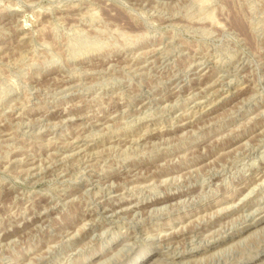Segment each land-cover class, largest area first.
Returning a JSON list of instances; mask_svg holds the SVG:
<instances>
[{
    "label": "rangeland",
    "instance_id": "rangeland-1",
    "mask_svg": "<svg viewBox=\"0 0 264 264\" xmlns=\"http://www.w3.org/2000/svg\"><path fill=\"white\" fill-rule=\"evenodd\" d=\"M262 216L264 0H0V264H264Z\"/></svg>",
    "mask_w": 264,
    "mask_h": 264
},
{
    "label": "bare ground",
    "instance_id": "bare-ground-1",
    "mask_svg": "<svg viewBox=\"0 0 264 264\" xmlns=\"http://www.w3.org/2000/svg\"><path fill=\"white\" fill-rule=\"evenodd\" d=\"M38 19V18H37ZM227 83V82H226ZM195 95V94H194ZM189 98H190V95H189ZM76 104V103H75ZM162 106V105H161ZM174 107V106H173ZM136 118V117H135ZM187 120V119H186ZM139 137V136H138ZM244 147V146H243ZM133 148V147H132ZM95 151V150H94ZM129 151V150H128ZM21 169V168H20ZM261 182V181H260ZM81 194V193H80ZM179 195V194H178ZM176 197H178V196H175V198ZM179 198V197H178ZM170 200V199H169ZM189 200V199H188ZM164 201V199L163 200H159V201H153V202H151L150 203V206L151 205H156L157 203H161L162 204V202ZM165 202H166V200H165ZM116 205V204H115ZM124 205V204H123ZM122 204H119L118 206H116L115 208H112L110 211L112 212V213H121V212H124L125 210H126V208L123 206ZM159 205V204H158ZM233 205V204H232ZM105 207V206H104ZM153 207V206H152ZM220 207V206H219ZM219 207H218V209H219ZM229 207V206H228ZM143 208V207H142ZM109 214H110V212H108ZM82 222H84V221H82ZM262 222H264V216H262L261 218H259L257 221H254L253 223H251V224H249V225H247L246 227H249V226H254V225H257V224H260V223H262ZM79 226V225H78ZM246 227H243V228H246ZM255 229V228H254ZM253 232V231H252ZM75 234V233H74ZM154 237V236H153ZM208 239V238H207ZM230 247V246H229ZM223 248V247H222ZM264 256V251H263V253H261V256L260 257H258V258H262ZM257 259V258H256ZM255 259H252V258H250L249 260H247L246 262H244V263H241V264H250V263H252L253 261H254ZM140 262H142V260L140 259L138 262H136L135 264H139ZM24 263V262H23Z\"/></svg>",
    "mask_w": 264,
    "mask_h": 264
}]
</instances>
